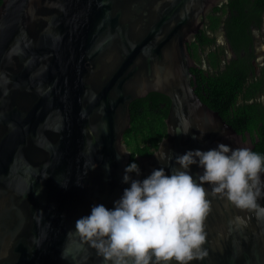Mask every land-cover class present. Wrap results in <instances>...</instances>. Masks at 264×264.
I'll return each mask as SVG.
<instances>
[{"label":"water","instance_id":"1","mask_svg":"<svg viewBox=\"0 0 264 264\" xmlns=\"http://www.w3.org/2000/svg\"><path fill=\"white\" fill-rule=\"evenodd\" d=\"M218 1H1L0 264H105L74 227L92 206L113 210L132 180L170 176L187 151L252 148L190 71L187 43ZM149 92L170 100L166 135L125 183L130 103ZM188 171L199 183L198 161ZM203 186L205 254L190 264H264V217Z\"/></svg>","mask_w":264,"mask_h":264},{"label":"clouds","instance_id":"2","mask_svg":"<svg viewBox=\"0 0 264 264\" xmlns=\"http://www.w3.org/2000/svg\"><path fill=\"white\" fill-rule=\"evenodd\" d=\"M158 157L165 158L163 153ZM197 161L203 168L199 183L188 171ZM176 163L181 167L170 176L161 168L142 182L132 180L113 210L92 206L91 214L74 224L81 242L94 248L105 264H190L201 259L209 208L204 184L236 208L264 217V206L257 202L264 195V156L251 148L221 143L208 151H187ZM131 172L139 174L137 164L126 167L125 183Z\"/></svg>","mask_w":264,"mask_h":264},{"label":"flooded vegetation","instance_id":"3","mask_svg":"<svg viewBox=\"0 0 264 264\" xmlns=\"http://www.w3.org/2000/svg\"><path fill=\"white\" fill-rule=\"evenodd\" d=\"M258 1L259 5L262 6L259 18H257L258 10L256 8H245L243 10L245 15L243 19L249 18L247 27H250V33L247 38H238L234 35V31L229 28L233 27L238 18L235 7L239 0H219L206 13L202 28L188 43L197 45V52L200 58L199 66L205 73H216V67L211 66L209 62L208 56L210 52L218 53L219 69L224 68L225 64L229 63H232V68L243 66L244 72L240 71L236 75L238 81L233 79L230 84L231 93L233 94L235 91L238 93L233 95V102L229 107V121H231L229 124L232 127L234 126L233 128L242 135L244 140L251 142L253 151L264 156V152L260 150V145L258 144L260 139L257 129L251 131L248 129L251 125L250 119L253 112L247 107L254 104L261 107L264 112V40L261 38L263 37L264 39V0ZM249 4L253 5L251 1ZM214 18H218L219 22L218 26L212 29L210 25ZM258 21L260 22L259 24ZM206 39L211 40L210 43ZM239 85L241 90L238 91L237 86ZM241 109L242 111H239ZM263 117L262 113L260 116L255 114L254 125L257 128L262 127L264 124L261 121ZM236 128H239V130ZM133 158L135 160V155ZM131 163H134L132 159L128 165Z\"/></svg>","mask_w":264,"mask_h":264},{"label":"trees","instance_id":"4","mask_svg":"<svg viewBox=\"0 0 264 264\" xmlns=\"http://www.w3.org/2000/svg\"><path fill=\"white\" fill-rule=\"evenodd\" d=\"M250 1L253 5L249 4ZM245 8H256L258 10L257 18H259L262 10V6L259 5L258 0H239V3L235 7L238 18L233 24V27L229 28L240 39L247 38V35L250 33V27H247L249 18L243 19L245 16L243 10ZM259 21L258 24L260 23ZM218 22V18L212 19L210 28H216ZM206 41L210 43L211 40L206 39ZM187 49L195 63V66L190 69L195 76V92L210 108L218 111L225 121L231 123L229 121V107L233 102V95H236L238 92L235 91L232 94L230 84L233 79L238 81L236 75L240 71L244 72L243 66L232 68V63H229L225 64L224 68L219 69L218 53L210 52L208 56L209 62L211 66L216 67V73H205L199 66L200 58L197 52V45L188 43ZM237 90H241L240 85L237 86ZM169 104V98L158 92H149L145 97L135 99L130 103V127L124 132L123 142L130 150L131 159L134 163V155H150L157 148L158 142L166 135L165 118L168 113ZM247 107L253 112L251 113L252 117L250 119L251 125L248 129L250 131L257 129V134L260 139L258 144L260 145V150L264 152V124L259 128L254 125L255 114L260 116L262 113L264 116V112L261 110V107L254 104ZM239 111H242V109ZM261 121L264 122V117ZM236 129L239 130V128Z\"/></svg>","mask_w":264,"mask_h":264},{"label":"rangeland","instance_id":"5","mask_svg":"<svg viewBox=\"0 0 264 264\" xmlns=\"http://www.w3.org/2000/svg\"><path fill=\"white\" fill-rule=\"evenodd\" d=\"M257 34H259V33H257ZM261 38H262V40H264L263 37H261Z\"/></svg>","mask_w":264,"mask_h":264}]
</instances>
